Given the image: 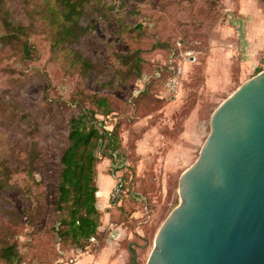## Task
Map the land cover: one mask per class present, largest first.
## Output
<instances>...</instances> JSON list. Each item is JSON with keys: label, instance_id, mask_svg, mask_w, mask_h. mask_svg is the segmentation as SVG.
I'll use <instances>...</instances> for the list:
<instances>
[{"label": "rangeland", "instance_id": "rangeland-1", "mask_svg": "<svg viewBox=\"0 0 264 264\" xmlns=\"http://www.w3.org/2000/svg\"><path fill=\"white\" fill-rule=\"evenodd\" d=\"M32 1L9 0L14 17L28 21ZM130 3L140 9L137 18L147 30L140 41L120 37L117 46L143 48L147 61L140 82L101 88L95 74L83 77L68 70L42 30L30 36L37 49L33 59L0 42V241L18 244L21 264H69L78 249L70 240L60 242L52 227L60 215V156L68 144V121L81 102L90 104V94H107L114 102L115 112L100 117L109 128L120 125L116 162L133 179L127 198L120 204L110 201V207L119 225L135 231L137 264H145L157 231L181 202L180 175L197 159L213 111L258 67L264 68V0ZM156 42L163 47H155ZM103 59L113 63L114 58L108 53ZM176 70L179 83L171 90L166 82ZM147 83L149 93L136 99V87ZM35 140L40 155L29 163ZM106 165L99 166L101 188L113 182L114 163ZM104 195L99 191L100 202ZM99 233L86 250L106 241L107 232Z\"/></svg>", "mask_w": 264, "mask_h": 264}, {"label": "trees", "instance_id": "trees-1", "mask_svg": "<svg viewBox=\"0 0 264 264\" xmlns=\"http://www.w3.org/2000/svg\"><path fill=\"white\" fill-rule=\"evenodd\" d=\"M8 1L0 0V22L4 28L0 42L2 45L11 44L23 58L33 59L37 55L30 36L35 29L42 30L68 70L83 77L95 74L101 88L116 89L134 81L140 82L147 61L143 48L124 50L117 46L120 37L127 35L140 41L147 30L144 21L137 18L140 9L131 4V0H33L28 21L15 18ZM163 45L156 42L155 47ZM108 53L114 58L113 63L103 59ZM262 69L258 67L256 73ZM157 70L163 75V68ZM148 84L143 88L136 87V99L149 93ZM89 97L90 104L81 102L80 110L68 121V144L60 156L57 200L60 215L52 227L60 242L70 240L78 246L75 248L85 250L93 246L90 242L92 236L100 237L102 210L97 205L100 191L98 165L105 158L116 164L115 153L122 146L120 125L109 128L101 119L115 112L112 99L101 93H92ZM36 143L33 141L28 150L29 163L40 155ZM131 177L124 172L123 201L129 195ZM0 242V258L4 264H21L22 253L18 244L10 240Z\"/></svg>", "mask_w": 264, "mask_h": 264}, {"label": "water", "instance_id": "water-1", "mask_svg": "<svg viewBox=\"0 0 264 264\" xmlns=\"http://www.w3.org/2000/svg\"><path fill=\"white\" fill-rule=\"evenodd\" d=\"M210 124L145 264H264V68L215 108Z\"/></svg>", "mask_w": 264, "mask_h": 264}, {"label": "crops", "instance_id": "crops-1", "mask_svg": "<svg viewBox=\"0 0 264 264\" xmlns=\"http://www.w3.org/2000/svg\"><path fill=\"white\" fill-rule=\"evenodd\" d=\"M194 114H192L193 117L195 116ZM137 144V149L140 152V140L137 141ZM104 163H107V167L111 165L112 161L109 158L102 160L98 165L97 172V183L100 187V191L102 194L105 192V200L100 202L99 197L97 200V205L102 210L103 219V224L99 229L101 232H107L106 241L99 248H95L92 251L81 248L72 251L73 255L70 257L71 262H69V264H131L133 255L129 245L131 244L132 247L135 248L138 244L134 239L136 234L135 231L119 225L114 220V211L113 208L110 207L111 204L109 199L113 182L111 180L112 183H109L108 186L103 183L104 186L101 188L98 181L100 175L99 166ZM101 176L102 179H104L103 177H105V174L102 173Z\"/></svg>", "mask_w": 264, "mask_h": 264}, {"label": "built area", "instance_id": "built-area-1", "mask_svg": "<svg viewBox=\"0 0 264 264\" xmlns=\"http://www.w3.org/2000/svg\"><path fill=\"white\" fill-rule=\"evenodd\" d=\"M177 72L178 71L176 70V73L171 75L166 82V85L171 90H177V86L179 83V75L177 74ZM121 168L122 164L117 162L116 164H114V167L111 171V175L113 178V186L109 194V199L111 202H113V204H120L123 200V195L125 192V178L124 172L121 170ZM91 240L95 241L96 237L92 236Z\"/></svg>", "mask_w": 264, "mask_h": 264}]
</instances>
